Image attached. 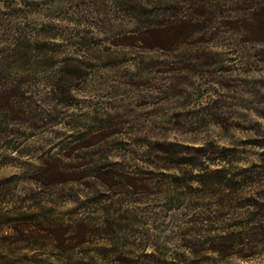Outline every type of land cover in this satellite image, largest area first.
<instances>
[{
    "label": "rangeland",
    "instance_id": "rangeland-1",
    "mask_svg": "<svg viewBox=\"0 0 264 264\" xmlns=\"http://www.w3.org/2000/svg\"><path fill=\"white\" fill-rule=\"evenodd\" d=\"M0 264H264V0H0Z\"/></svg>",
    "mask_w": 264,
    "mask_h": 264
}]
</instances>
